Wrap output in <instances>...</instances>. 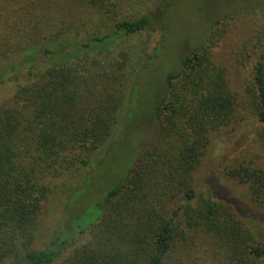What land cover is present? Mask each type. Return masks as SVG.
<instances>
[{"label": "trees", "instance_id": "trees-1", "mask_svg": "<svg viewBox=\"0 0 264 264\" xmlns=\"http://www.w3.org/2000/svg\"><path fill=\"white\" fill-rule=\"evenodd\" d=\"M86 4L107 13L117 6L109 0ZM148 26L147 16L113 22L125 36ZM36 31L35 25L10 48L35 51L23 59L27 83L0 104V264H264V240L232 207L193 187L209 133L227 125L236 106L225 69L201 47L166 74L153 110L155 136L105 192L90 223L76 225L82 216L76 213L68 219L70 232L36 247L38 216L51 191L44 180L85 167L94 152L107 150L118 137L119 106L109 75L88 73V56L110 36L70 46ZM6 75L0 73V81ZM250 84L255 95L249 111L264 144V51ZM229 175L248 186L252 206H264V166H240Z\"/></svg>", "mask_w": 264, "mask_h": 264}, {"label": "rangeland", "instance_id": "rangeland-1", "mask_svg": "<svg viewBox=\"0 0 264 264\" xmlns=\"http://www.w3.org/2000/svg\"><path fill=\"white\" fill-rule=\"evenodd\" d=\"M88 1L0 0V73L8 72L0 81V104L9 102L17 88L27 83L28 67L22 63L35 50L10 51L25 31L36 25V33L57 37L56 42L70 46L110 36L104 48L98 47L99 53L88 56V73L109 75L107 84L115 90L119 105L113 130L118 137L107 150L94 152L87 166L59 179L44 180L51 191L38 216L36 247L70 232L73 226L68 219L76 213L82 215L76 225L90 223L105 192L121 182L155 136L153 110L166 74L177 70L181 59L200 47L215 66L225 69L236 106L230 122L209 133L193 187L197 194L206 193L232 207L264 240V206H252L248 186L229 175L240 166H264L259 124L249 111L255 95L251 72L258 53L264 51V0H109L117 4L108 8L109 13L107 8L87 5ZM141 16L149 17V26L137 35L125 36L113 28L115 20ZM43 59L38 56L41 64ZM75 193L73 206L66 207Z\"/></svg>", "mask_w": 264, "mask_h": 264}]
</instances>
